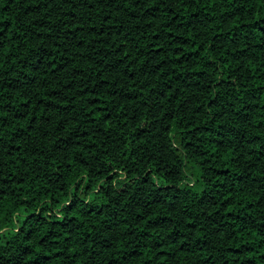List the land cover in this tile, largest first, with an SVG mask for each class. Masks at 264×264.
Here are the masks:
<instances>
[{
	"label": "trees",
	"instance_id": "trees-1",
	"mask_svg": "<svg viewBox=\"0 0 264 264\" xmlns=\"http://www.w3.org/2000/svg\"><path fill=\"white\" fill-rule=\"evenodd\" d=\"M0 264H264V0H0Z\"/></svg>",
	"mask_w": 264,
	"mask_h": 264
}]
</instances>
